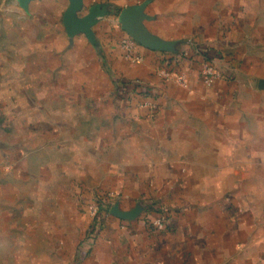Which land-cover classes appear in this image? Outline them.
<instances>
[{"label": "crops", "instance_id": "1", "mask_svg": "<svg viewBox=\"0 0 264 264\" xmlns=\"http://www.w3.org/2000/svg\"><path fill=\"white\" fill-rule=\"evenodd\" d=\"M83 1L92 34L72 37L71 0H0V264H255L261 233L246 226L260 217L239 199L259 185L204 193L184 161L199 142L207 159L247 143L264 157V50L246 2ZM143 4L161 49L136 43L133 65L120 16Z\"/></svg>", "mask_w": 264, "mask_h": 264}, {"label": "rangeland", "instance_id": "2", "mask_svg": "<svg viewBox=\"0 0 264 264\" xmlns=\"http://www.w3.org/2000/svg\"><path fill=\"white\" fill-rule=\"evenodd\" d=\"M243 1L246 2V5L250 9V13H251L250 17L252 18L253 24H254L253 32L255 35H258V37L261 39L260 43H262V50H264V0H243ZM8 2H10L9 3L10 6H14V3L16 2V0H8ZM83 3H84V1H83ZM29 4H28V7H29ZM22 9L27 12L26 9H24V8H22ZM79 15H81V13H79ZM64 18H65V16H64ZM76 18L77 19H83V18H79V17H76ZM92 18H94L93 15L90 16V22H89L90 26H89L88 32H86V33L78 32V33H84L86 35L91 36V34H92L91 28H92V24H93ZM128 38L132 39L131 37H128ZM128 38L122 39V42H121L122 43V49L124 50L123 55H124L125 59L128 62H130L131 64H133V65L139 64L140 65L143 63V59L141 57H137L135 55L136 42L132 39L134 41V45L128 46V43H125L126 40H128ZM140 60H141V62L138 63ZM206 65H210V64L208 62L204 63L203 70H204V67ZM210 66H212V65H210ZM215 70L217 71L216 68H215ZM261 102L264 103V98L262 99ZM245 116L246 115L244 114V116L242 117V120L245 119ZM186 129H188V128H186ZM198 130H201V134H203V136H204V134L206 132L205 126L198 127ZM262 132L264 134V127L262 128ZM184 134L185 133H183V135ZM188 139H190L189 136H188ZM199 140H200V135H199ZM231 144H234V143H231ZM197 145H198L197 156H196V153H193V152L189 153V143H188V148L183 147L184 150H186V152H187V154L185 155L186 158H184V161L188 165H190L189 164L190 161L192 162L191 167L193 166V168H194V173L198 179V182L201 184L200 189L202 190V192L206 193L210 189V185L213 181H214V183H218L220 185H222V183L230 182V183H233V184L240 186L238 181L247 183V185L248 184H255V183L257 185H259L260 188H255L252 190L247 189L245 192H243V194H245L247 196L244 197V199L241 198L239 200L242 204L243 203L245 204L243 209L247 214L249 212L254 213V210H255L258 213V215H256V216L260 217V221L256 220L257 226L255 225V228H253V224H251V226L249 228L246 226V229H247L246 232H248L249 230H250V232H253V231H257L260 229L259 230L261 233V234H259L260 239H257L256 241L254 240L255 241L254 243H256L257 245L252 246V247H254L256 254H259V256L258 255L256 256L255 264H264V157L260 158V159L254 158L253 155H251V154H253V150L251 148H249L250 144L247 143V145L245 147L246 148L245 149L246 150L245 157H242V158L231 157V158H225L223 160H221V159L215 160V159H209V158L207 159L206 158V153H207L206 152V144H204L203 142H199ZM231 147H233V146H231ZM208 154H212V152L209 151ZM195 156L197 157V159ZM207 164H210L209 167H206ZM211 165H213L215 169L211 168L210 170L215 171L216 166H218V168L224 167L225 170H221L220 173L216 171L217 173L213 174V176H211V178H210L207 176V170H209ZM237 170H245V174L242 175L243 179L240 180L241 176L237 175ZM105 176H106L105 174H102L103 179L105 178ZM232 186L233 185L231 184V187ZM231 190H234V189H231ZM235 190H237V189H235ZM220 194H221V192H220ZM228 194H229V196H231L230 198L237 197L239 195V191L238 190L237 191H229V193H227V195ZM159 220H161L163 222V225H164V219H159ZM155 222H154V226H155ZM156 228H158V227H156Z\"/></svg>", "mask_w": 264, "mask_h": 264}, {"label": "water", "instance_id": "3", "mask_svg": "<svg viewBox=\"0 0 264 264\" xmlns=\"http://www.w3.org/2000/svg\"><path fill=\"white\" fill-rule=\"evenodd\" d=\"M22 8L28 10V4L36 0H18ZM83 6V0H71L69 9L67 10L64 18V23L69 31L70 36H74L78 32H88L90 26V16L77 19L76 15ZM146 4L133 6L125 9L121 16L120 22L123 30L138 44L149 48L151 50H159L160 41L151 34L143 21L146 19L144 14Z\"/></svg>", "mask_w": 264, "mask_h": 264}, {"label": "built area", "instance_id": "4", "mask_svg": "<svg viewBox=\"0 0 264 264\" xmlns=\"http://www.w3.org/2000/svg\"><path fill=\"white\" fill-rule=\"evenodd\" d=\"M125 43H128V46L134 45V41L130 38H128V40H126ZM140 62H141V60L138 63H140ZM203 75L205 77V81L208 84H211L217 78V71L215 70V68L213 66L206 65L204 67V70H203ZM155 226L158 227V229H160V230L164 229V225H163V222L161 220H157L155 222Z\"/></svg>", "mask_w": 264, "mask_h": 264}]
</instances>
